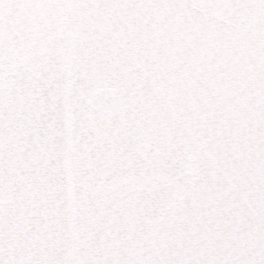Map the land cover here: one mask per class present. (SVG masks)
<instances>
[{"label":"water","instance_id":"water-1","mask_svg":"<svg viewBox=\"0 0 264 264\" xmlns=\"http://www.w3.org/2000/svg\"><path fill=\"white\" fill-rule=\"evenodd\" d=\"M0 264H264V0H0Z\"/></svg>","mask_w":264,"mask_h":264}]
</instances>
